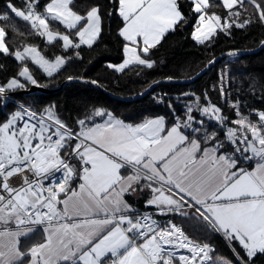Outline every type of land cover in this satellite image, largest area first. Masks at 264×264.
<instances>
[{
	"label": "snow or ice",
	"instance_id": "snow-or-ice-1",
	"mask_svg": "<svg viewBox=\"0 0 264 264\" xmlns=\"http://www.w3.org/2000/svg\"><path fill=\"white\" fill-rule=\"evenodd\" d=\"M191 3L199 14L193 39L201 44L218 28L227 32L251 25V18L240 20L246 5L264 24V0H221L228 23L207 13L209 0ZM113 7L124 25L119 34L129 42L120 71L129 65L151 69L150 50L186 20L178 0H116ZM74 8V0L43 5L24 0L23 9L9 3L0 22H9L10 12L49 43L62 42L65 50L91 47L102 32L100 6L84 14ZM50 21L71 31L53 30ZM7 36L0 27V53L30 60L48 76L65 64L63 56L50 61L35 46L10 49ZM227 77L225 72L220 78L222 97ZM20 78L37 83L22 66L0 84V94L23 88ZM231 107L236 118L230 120L207 98L197 105L216 121L209 127L192 107L183 119L161 115L135 124L96 110L79 118L75 129L51 109L39 116L25 109L13 112L0 123V264H211L209 243L194 241L182 226L171 220L161 224L129 203L141 195L160 215L190 217L223 234L245 254L233 247L236 264H254L264 255V110L245 115L239 100ZM216 126L219 131L210 130Z\"/></svg>",
	"mask_w": 264,
	"mask_h": 264
},
{
	"label": "trees",
	"instance_id": "trees-1",
	"mask_svg": "<svg viewBox=\"0 0 264 264\" xmlns=\"http://www.w3.org/2000/svg\"><path fill=\"white\" fill-rule=\"evenodd\" d=\"M9 3L15 4L18 9L24 8V0H0V14L8 12ZM40 3L43 5L47 0H40ZM115 3L116 0H74V10L80 14H84L93 5H99L103 26L100 36L91 47L81 46L79 49L68 50L61 46H53L52 49L55 50H51L44 38L32 30L28 22L9 12L11 20L0 22V27H5L8 32L5 42L10 49L20 50L28 44L37 45L50 58L62 55L66 58V64L55 75L47 76L29 60L19 61L12 55L0 53V84H6L18 75L22 66H27L37 81L36 84L47 88L58 87L70 77L82 78L97 82L117 96L130 98L144 92L161 79L192 78L216 56L230 50L257 48L264 41V24L258 22L254 8L246 5L247 12H242L241 16L242 19L251 18V25L244 28L234 26L227 32L218 30L211 41L198 43L193 39L198 14L194 12L191 0H181L180 9L186 20L175 30L169 31L150 50L147 58L154 62V66L149 69L143 65H132L124 71H117L114 65L123 62L126 42L119 34L124 25L118 10L113 7ZM209 5L207 13L228 16V11L220 0H210ZM55 26L58 23L51 21V27ZM225 72L228 73V87L222 97L219 92L220 78ZM24 84L23 88L6 91L15 92L12 98H0V123L6 121L13 112L21 110L16 102L24 103L42 114L51 109L75 129L79 118L86 114L92 115L99 109L133 124L161 115L169 121L173 119V115L183 119L188 103L203 106L205 98L208 103L221 108L222 114L231 120L236 118L231 107L236 100L243 105L240 111L245 115L253 109L264 110V49L257 54L227 57L192 84L166 83L147 97L133 102L114 100L99 89L82 83H70L57 93L49 95L16 93L32 85L28 81H24ZM194 113L198 120L204 121L205 127L216 125L206 120L200 111L195 110ZM252 118L255 119V116ZM210 130L219 131V127H211ZM170 220L180 224L194 241L214 246L211 264H220L219 258L236 264L233 247L241 256L245 255L221 233L203 229L195 221H190V217L175 214ZM254 264H264V255L258 254L254 258Z\"/></svg>",
	"mask_w": 264,
	"mask_h": 264
},
{
	"label": "water",
	"instance_id": "water-1",
	"mask_svg": "<svg viewBox=\"0 0 264 264\" xmlns=\"http://www.w3.org/2000/svg\"><path fill=\"white\" fill-rule=\"evenodd\" d=\"M264 49V41L258 46L257 48L253 49H240V50H230L227 52H224L218 56H216L211 62L207 64V66L201 70L197 75H195L192 78H184V79H161L156 82H154L151 86H149L144 92L130 98H125L121 96H117L107 89H105L102 85L96 83H93L91 80H86L82 78H67L60 86L55 87V88H47L43 85L40 84H32L28 88L22 89L17 91L16 93L18 94H40V95H49V94H54L57 93L58 91L62 90L64 86L70 84V83H82V84H88L91 85L97 89H99L101 92L109 96L110 98L117 100V101H124V102H133L138 99H142L144 97H147L150 95L157 87L166 84V83H176L180 85H188L192 84L195 82L198 78L202 77L205 75L209 70H211L219 61H222L223 59L233 56V55H251V54H257L261 50ZM15 92H5L4 94H0V98H12Z\"/></svg>",
	"mask_w": 264,
	"mask_h": 264
},
{
	"label": "rangeland",
	"instance_id": "rangeland-1",
	"mask_svg": "<svg viewBox=\"0 0 264 264\" xmlns=\"http://www.w3.org/2000/svg\"><path fill=\"white\" fill-rule=\"evenodd\" d=\"M221 1V0H220ZM215 13V12H214ZM209 15H211V14H213V13H208ZM216 15H219L220 17H221V22L222 23H228V22H230V20L229 19H225L226 17H223L222 15H220V14H218V13H215ZM199 15V14H198ZM240 20L242 21L243 19H242V16L240 17ZM58 23V26H55L54 28H53V30H57V31H60L61 33H63V34H68L71 30H68V29H66L65 28V26H63V25H61L59 22H57ZM50 25H51V21H50ZM198 25V19H197V24H196V26ZM234 27V26H233ZM219 30V28L217 29V31ZM230 30V29H229ZM228 30V31H229ZM44 38V40H45V43L48 45V47L49 48H51V50H55V49H52V47L53 46H61V43L62 42H60V41H56V42H53V43H49L48 41H47V39H46V37H43ZM77 40H78V38H76ZM98 39V38H97ZM97 41V40H96ZM95 41V42H96ZM197 41V40H196ZM95 42L93 43V44H95ZM198 42V41H197ZM207 42V41H206ZM199 43V42H198ZM26 46H35V47H37L39 50H40V48L37 46V45H32V44H28V45H25V46H23L20 50L21 51H23V49H24V47H26ZM81 46H87V45H81ZM88 47V46H87ZM153 49V48H152ZM40 52H41V54L42 55H44L47 59H49L50 61L51 60H53L54 59V57H52V58H50V57H48V56H46L41 50H40ZM58 56H62V55H58ZM56 57V56H55ZM65 58V57H64ZM30 61V60H29ZM123 62H124V60H123ZM123 62H121V63H119V64H117V65H114V66H117V68L119 69V66L123 63ZM33 65H35L34 64V62H31ZM65 64H66V58H65ZM64 64V65H65ZM64 65L59 69V70H57V71H55L54 73H53V75H55L56 73H58L63 67H64ZM36 67H38L44 74H46L47 75V73L46 72H44V70L42 69V68H40L38 65H35ZM131 65H129L128 67H130ZM127 67V68H128ZM115 68V67H114ZM127 68H125V69H127ZM29 71H30V73H31V75L33 76V74H32V72H31V70L29 69ZM52 75V76H53ZM48 76V75H47ZM33 78H34V76H33ZM21 79V82H23L24 83V78H20ZM28 82H30V81H28ZM24 104V103H23ZM195 104L196 103H188V105H187V107H186V109H188L189 107H192L193 109H194V111L196 110V106H195ZM26 107H28V108H30V109H32L31 107H29V106H27L26 104H24ZM18 106L21 108V109H25V110H29V109H27V108H24V107H22V106H20L19 104H18ZM34 110V109H33ZM100 110V109H99ZM200 114L206 119V120H208V121H211V122H213V123H216V121H214V120H212L211 118H210V116H208V115H204V114H202L201 112H200ZM212 263V262H211Z\"/></svg>",
	"mask_w": 264,
	"mask_h": 264
},
{
	"label": "crops",
	"instance_id": "crops-1",
	"mask_svg": "<svg viewBox=\"0 0 264 264\" xmlns=\"http://www.w3.org/2000/svg\"><path fill=\"white\" fill-rule=\"evenodd\" d=\"M210 1V0H209ZM181 10V9H180ZM171 31V30H170ZM168 33V32H167ZM166 33V34H167ZM165 34V35H166ZM122 37V36H121ZM123 38V37H122ZM138 39H140L141 41H142V38H138ZM123 40L126 42V44H129V42L128 41H126L124 38H123ZM124 53H125V58H124V60H126L127 58H128V56H127V53L124 51ZM132 66V65H131ZM115 67V69L117 70V71H120L118 68H117V66H114ZM100 110H103V109H100ZM103 111H106V110H103ZM107 112V111H106ZM109 113V112H108ZM94 119H95V121L96 122H102V118L101 117H94ZM147 199V196H143V195H141V196H137L136 198H135V200H132V199H129V203L130 204H132L133 205V207H135L137 210H138V212H140V213H144V212H148V213H151L152 215H153V217L157 220V221H159L161 224H164V223H166L168 220H170V218L172 217V216H174L175 214H168V215H160L153 207H146L145 206V200ZM187 211H189V212H191V209H186ZM177 215H179V214H177ZM223 235V234H222ZM224 237V236H223ZM226 239V238H225ZM227 240V239H226ZM227 241H230V240H227Z\"/></svg>",
	"mask_w": 264,
	"mask_h": 264
},
{
	"label": "built area",
	"instance_id": "built-area-1",
	"mask_svg": "<svg viewBox=\"0 0 264 264\" xmlns=\"http://www.w3.org/2000/svg\"><path fill=\"white\" fill-rule=\"evenodd\" d=\"M180 1L181 0H178V3L180 4ZM17 104H19L20 106H22V107H24V108H27V109H29L28 111L29 112H32V113H36L37 114V116H39V115H41V113H39V112H37V111H35V110H33V109H30V108H28V107H26L24 104H22V103H20V102H16ZM145 214H148V212H144ZM154 218V217H153ZM155 219V218H154ZM174 223V222H173ZM177 224V223H176ZM177 225H180V224H177ZM181 226V225H180ZM212 247H213V249H215L214 248V246L213 245H211ZM181 252H184L185 254H186V250H180ZM212 253H210V255H211Z\"/></svg>",
	"mask_w": 264,
	"mask_h": 264
}]
</instances>
